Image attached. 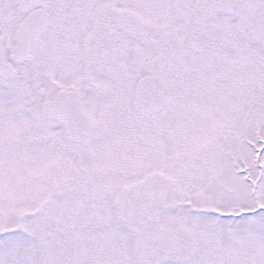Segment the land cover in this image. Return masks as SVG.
Segmentation results:
<instances>
[{"label": "snow or ice", "instance_id": "obj_1", "mask_svg": "<svg viewBox=\"0 0 264 264\" xmlns=\"http://www.w3.org/2000/svg\"><path fill=\"white\" fill-rule=\"evenodd\" d=\"M0 264H264V0H0Z\"/></svg>", "mask_w": 264, "mask_h": 264}]
</instances>
